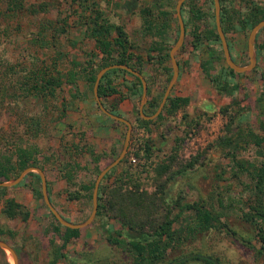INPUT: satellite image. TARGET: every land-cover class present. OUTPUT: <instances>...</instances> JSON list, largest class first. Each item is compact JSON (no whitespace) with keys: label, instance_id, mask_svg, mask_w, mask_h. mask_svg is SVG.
Returning a JSON list of instances; mask_svg holds the SVG:
<instances>
[{"label":"rangeland","instance_id":"rangeland-1","mask_svg":"<svg viewBox=\"0 0 264 264\" xmlns=\"http://www.w3.org/2000/svg\"><path fill=\"white\" fill-rule=\"evenodd\" d=\"M127 1L132 0H0V163L13 164L20 151H25L29 160L43 167L50 202L71 222L88 216L94 179L117 156L126 131L124 123L99 110L93 83L85 80L87 70L92 67L96 74L101 62H112L117 55L102 56L90 23L100 19L124 30L128 46L123 55L138 66L146 82L143 114L154 112L171 75L168 51L178 35L176 0H133L131 12L125 10ZM218 1L229 54L235 63L245 65L252 27L247 25V16L255 7L264 12V0ZM180 13L184 38L175 52L178 75L168 95L185 97L186 102L174 112L162 106L143 123L145 118L138 112V78L126 70L106 76L115 91L99 99L127 119L131 128L123 157L110 175L101 178L97 194L102 201L120 179L123 190L154 192L168 203L171 216L176 215L173 241L155 264L175 260L176 264H205L189 258L191 254L210 256L220 264H264V249L256 237L263 222L255 214V209L264 207V186L259 187L255 176L264 160L260 126L264 122V27L255 36L254 66L230 76L223 71L226 64L219 38L204 37L207 29L213 26L215 30L212 0H187ZM111 35H115L113 29ZM53 68L62 75L54 95L33 88L35 77L54 75ZM72 73V82H65L64 76ZM190 73L202 78H196L193 87L185 79ZM223 84L226 87L221 89ZM180 90L187 95H177ZM125 103L130 109H119ZM33 121L39 125L34 133ZM104 125L115 128V135L103 130ZM249 131L259 137L258 145ZM130 155L134 164L129 162ZM192 156H198V161L191 168L168 178ZM234 160L248 170L254 168L253 174L238 170ZM163 162L169 168L157 176L153 167ZM21 180L0 193V228L14 231L13 236L0 238L14 249L17 264H135L118 219L108 211L94 215L64 245L51 230L55 222L41 193L40 197L32 195L35 205L31 209L25 208L28 221L19 215L7 218L2 212L4 200L17 186L29 192L34 186L40 192L39 178L28 175ZM191 202L209 210L218 222L200 227L193 210L180 209L181 204ZM11 262L6 250L0 253V264Z\"/></svg>","mask_w":264,"mask_h":264},{"label":"trees","instance_id":"trees-1","mask_svg":"<svg viewBox=\"0 0 264 264\" xmlns=\"http://www.w3.org/2000/svg\"><path fill=\"white\" fill-rule=\"evenodd\" d=\"M75 1V0H72ZM85 2L86 0H77ZM187 1L184 0L182 4ZM180 6V12L181 7ZM134 3L132 1H127L125 10L128 12H131L133 10ZM254 8V7H253ZM141 12H147V10H143ZM219 19H220V25L222 27V24L224 22L223 18V12L220 8L219 11ZM248 19V27L253 26L257 21L264 19V12L259 11L256 7L252 9L251 14L247 16ZM183 20V19H182ZM143 21L145 22L146 19L144 18ZM147 23H150V21H146ZM263 28V27H262ZM113 29V32L115 35H111V30ZM224 32V28H221ZM261 29V28H260ZM90 31L92 32V37L95 40L96 48L102 53V56L106 58H110L112 53L114 52L117 54L115 56V59L110 62H101L100 65H98L97 69L100 67H103L105 65H108L110 63H124L130 66L133 69H136L140 71L138 66L132 65L126 61V56L123 54L126 53V49L128 46V42L126 39V35L124 30L120 25H110L106 24L103 21L99 20H93L90 23ZM198 34L193 35L194 41H198ZM205 38H211L212 40H218V36L216 31L214 30L213 26L210 29L206 30V33L204 34ZM167 55V54H166ZM128 57V56H127ZM88 64V63H87ZM91 70H87L85 80L89 82L90 84L93 83L94 77H95V70L90 68ZM55 74L49 75L46 78H43V76L35 77V85L33 88L37 89L40 88L42 90V93L45 95H54L55 88L59 87L62 83V75L60 72L56 71L54 69ZM114 71H120V72H126L124 69L120 68H112L106 71L100 78L98 85H97V95L98 97L106 96L108 94H111L115 91L114 87L110 84L109 80L106 79V76ZM225 73L229 74L230 76H234L236 72H234L232 69L228 68L227 66L223 70ZM73 73L67 77L64 76L65 82H70L72 79ZM136 78V77H135ZM137 80V78H136ZM211 80L215 81V78ZM72 82V81H71ZM140 84V83H139ZM221 89L226 87V84H223L220 86ZM186 102L185 97H171L167 96L166 101L164 102V107L167 105L170 109V112H174L178 107L181 106V104ZM148 106L155 107V104L151 102H147ZM105 108H107L111 113L117 114V112L110 108L103 105ZM221 111H225L224 108H221ZM262 115H264V111L261 112ZM241 119V118H240ZM150 121V119H142L143 123H147ZM31 125L35 126L37 125L36 129H34V132L39 131V125L36 121H33ZM260 126L262 129H264V122L260 123ZM249 135L251 138L255 139V144L258 145L260 140L259 137L253 134L251 131H249ZM233 135H231L232 137ZM177 145V144H176ZM175 145V148H176ZM149 147L145 145L144 151L148 152ZM25 151H20L19 155H17L16 160L13 164L10 165H4L0 163V178L3 180L9 179L11 176H16L23 168L27 166H35L39 167L43 170V167L38 165V163L27 157ZM172 158V157H169ZM198 161V156H192L190 157L185 164L177 168L174 172H172L168 178L170 179L173 175L182 173L187 168H191L196 162ZM234 164L240 171L249 172L250 174H253V169L248 170L246 166H244L243 162L240 160H234ZM169 168V165L167 162L155 164L153 167V170L157 176H160L164 171H166ZM112 172V168L108 170L102 179L106 178L110 173ZM34 176L36 179H38L37 175L33 172H28L25 176ZM24 176V177H25ZM255 176L257 178V184L259 187L264 186V160L261 163L260 168L257 169L255 172ZM23 180H21L19 183H22ZM124 183V182H123ZM122 182L120 179H116L114 183L110 186V188L107 190V193L105 195V198H103L102 201H100L101 196L97 194V208L96 213L97 215L101 211H108L111 213L112 217H115L119 221V227L120 232L123 231L124 236L127 238V243L130 246V250L134 253V259L135 264H155L157 261L163 258L164 253L166 249L171 245L173 241V232H172V223L174 219L176 218V215L171 216V208L169 207L168 203L165 205L164 201L161 196H156L153 192L152 194L146 193V192H134L130 190H123L122 189ZM91 187V184L89 185ZM163 187L164 184H159L158 187ZM100 187V186H99ZM47 188V186H46ZM7 189L5 186H0V193H4V191ZM31 193L34 197H40L39 190L32 186L31 187ZM48 193V190H47ZM163 208V212H161L160 209ZM180 209L185 210H193L198 218V221L201 225H199L202 228H205L207 225H211V221H217L218 219L215 215H212V213L203 208L200 204L197 202H191V203H183V205H180ZM2 212L5 214L7 218H14L16 215H19L22 221H25L28 217V211L25 209V206L21 203L13 200V198H5L4 200V207L2 208ZM54 224L51 225L52 232H55L59 238L62 241L61 245H64L68 241H70L71 238H74L78 234V229L74 228H68L63 227L61 224L57 222V220L54 218V216L49 213ZM255 214L260 217L261 221L263 222L262 226H258L256 237L258 241L260 242L261 249H264V207L261 209H255ZM248 220L252 218V215L247 217ZM63 227V231L60 232L59 228ZM6 234L7 236H13L14 231L12 229H3L0 228V235ZM1 239V238H0ZM3 240V239H1ZM3 250L0 249V253H2ZM189 258L194 260H201L205 264H220L215 258H212L210 256H204L200 254H191L189 255ZM184 258H180L178 261L179 263L181 261H184ZM177 260L174 262H169L167 264H176ZM51 262L50 264H52Z\"/></svg>","mask_w":264,"mask_h":264},{"label":"water","instance_id":"water-1","mask_svg":"<svg viewBox=\"0 0 264 264\" xmlns=\"http://www.w3.org/2000/svg\"><path fill=\"white\" fill-rule=\"evenodd\" d=\"M183 1L184 0H176V2H175L174 8H175V15H176L177 24H178V35L176 37V40L174 41V43L172 44V46L170 47V49L168 51V56H169L170 66H171V75H170V78L166 84L164 91H163L162 97H161L156 109L154 110V112H152L151 114H147V115L143 114V112H142V105L146 100V82H145L143 76L141 75V73L138 72L136 69H133L124 63H111V64H108V65L101 67L95 74L94 81L92 84V95H93V98H94V101H95L97 107L99 108V110L103 114H105L109 118L124 123L126 125V131L124 134L123 142H122L121 149H120L119 153L117 154V156L113 160H111V162L106 164V166H104L97 173V175L94 179L92 191H91V209H90L88 216L80 222H71V221L65 219L56 210V208L51 204L49 197H48V193H47L46 180L44 177V173H43L42 169L39 167L27 166V167L23 168L14 178H12L10 180H5V181L1 180L0 186H12V185L18 183L25 176V174L34 170V171H36L38 178H39L40 193H41L42 201L45 204V206L47 207V209L49 210V212L54 216V218L57 220V222L59 224H61L64 227L78 229V228H81V227L87 225L88 223H90L92 221V219L95 215V212H96V208H97L98 184H99L102 176L110 168H112L114 165H116L119 162V160L123 157L125 150H126V147H127V144H128L129 133H130V128H131V123L127 119H125V118H123L117 114L111 113L108 109H106L103 106V104L101 103V101L97 95L98 82H99L101 76L106 71H108L109 69H112V68L124 69L127 72L131 73L132 75H134L135 77L138 78V80L141 84L140 104L138 107L139 114L145 119H152L153 117H155L159 113V111L161 110L163 103H164L173 83L175 82L177 74H178V65H177V62L175 59V52L180 47V45L183 41V38H184V25H183L182 16L180 13V6H181ZM212 2H213V15H214L215 30H216L217 36H218L220 44H221V49H222V53H223V57H224V61H225L226 66L228 68L232 69L234 72H243V71L250 70L254 66L255 61H256L255 50H254L255 36H256V33L258 32V30L260 28L264 27V19L257 21L249 30L247 40H246V49H247V57H248L247 64H245V65L237 64L234 62V60L231 58V56L229 54L226 39H225L224 33L221 29L220 19H219V1L218 0H212ZM0 249H2L3 251L7 250L11 259H12V264H17V255H16L14 249L6 241L0 240Z\"/></svg>","mask_w":264,"mask_h":264},{"label":"crops","instance_id":"crops-1","mask_svg":"<svg viewBox=\"0 0 264 264\" xmlns=\"http://www.w3.org/2000/svg\"><path fill=\"white\" fill-rule=\"evenodd\" d=\"M178 65V64H177ZM195 66H197V65H193V68H194V70L195 71H197L196 70V67ZM138 71V70H137ZM139 72V71H138ZM178 75V74H177ZM180 75H181V73H180ZM186 76V81L188 82L187 83V85H188V87H193L192 86V82L197 78V79H201L202 80V78L198 75H195V74H192V73H190L189 75H185ZM192 89H194V88H192ZM169 94V93H168ZM177 95H187L185 92H183V90H180V92L179 93H177ZM168 96V95H167ZM166 100V99H165ZM165 102V101H164ZM164 104V103H163ZM119 107V109L121 108V109H125V110H129L130 109V104L129 103H125V104H123V106L122 105H120V106H118ZM103 130H106L107 132H110L111 134H114L117 130L115 129V128H112L111 126H106V125H104L103 126ZM115 135V134H114ZM5 187H9V186H5ZM11 187V186H10ZM17 190H15V192H13V194H11V195H9L8 197L9 198H13V200H15V201H17V202H19V203H21V204H23V205H25V208H32L34 205H35V203H34V200L32 199V193H31V190H30V192L28 191V190H26V187L25 186H23V185H19V186H17V188H16ZM28 193H31V194H28ZM48 197H49V195H48ZM50 199V198H49ZM52 204V203H51ZM61 214H63V213H61ZM66 214V213H65ZM28 219H30V216H28L27 217V219H26V221H28Z\"/></svg>","mask_w":264,"mask_h":264},{"label":"built area","instance_id":"built-area-1","mask_svg":"<svg viewBox=\"0 0 264 264\" xmlns=\"http://www.w3.org/2000/svg\"><path fill=\"white\" fill-rule=\"evenodd\" d=\"M129 162L132 164L135 162V158L132 155L129 156Z\"/></svg>","mask_w":264,"mask_h":264},{"label":"bare ground","instance_id":"bare-ground-1","mask_svg":"<svg viewBox=\"0 0 264 264\" xmlns=\"http://www.w3.org/2000/svg\"><path fill=\"white\" fill-rule=\"evenodd\" d=\"M6 251H7V250H6ZM7 252H8V251H7ZM8 256H9V258H11L10 255H9V253H8ZM11 261H12V259H11ZM11 263H12V262H11Z\"/></svg>","mask_w":264,"mask_h":264},{"label":"flooded vegetation","instance_id":"flooded-vegetation-1","mask_svg":"<svg viewBox=\"0 0 264 264\" xmlns=\"http://www.w3.org/2000/svg\"><path fill=\"white\" fill-rule=\"evenodd\" d=\"M107 109V108H106Z\"/></svg>","mask_w":264,"mask_h":264}]
</instances>
